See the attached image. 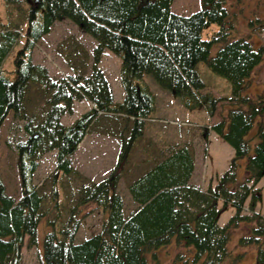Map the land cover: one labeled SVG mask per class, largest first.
I'll return each mask as SVG.
<instances>
[{
    "label": "trees",
    "instance_id": "obj_1",
    "mask_svg": "<svg viewBox=\"0 0 264 264\" xmlns=\"http://www.w3.org/2000/svg\"><path fill=\"white\" fill-rule=\"evenodd\" d=\"M171 2L37 0L27 13L23 44L13 57L11 76L2 64L21 32L0 29V125L11 111L24 119L27 135L16 144L18 199L5 192L0 178V264H20L24 237L29 244L36 243L42 195L31 185V175L39 156L53 150L55 170L63 175L76 172L71 155L101 116L127 123L116 134L114 165L104 178L81 189L78 203L94 202L105 217L98 232L79 242L74 241L79 224L74 216L76 206L59 231L49 222L42 242V264H156L157 249L171 240L192 248L193 261L199 264H239L238 256L228 248L230 230L239 222L257 219L254 213L242 211L245 202L250 211L254 209L260 194L252 184L264 179V96H249L242 90L261 62L264 47L234 36L226 0H199V9L188 15L172 12ZM63 18L91 36L95 44L87 73L80 59L79 64L68 62L71 72L54 79L45 66L32 62L31 50L51 25ZM211 23L218 28L203 37ZM214 45L218 46L210 55ZM105 50L120 59L119 81L124 92L120 102L113 100L111 85L98 66ZM201 61L230 86L227 98L232 102L226 116L208 127L232 147L228 166L214 183L201 190L189 182L193 159L188 147H177L128 183L136 206L125 214L117 183L132 144L143 133L144 120L155 104L144 76L150 75L159 87L178 97L184 108L203 107L213 116L220 97L200 92L205 83L196 64ZM31 85L45 92L46 107L38 121L25 110ZM81 99L94 106L68 125L63 124L62 115L71 114L75 101ZM240 160L244 169L241 179ZM227 204L234 211L220 225L218 218ZM253 232L247 238L256 246L250 264H264V222L258 221Z\"/></svg>",
    "mask_w": 264,
    "mask_h": 264
},
{
    "label": "rangeland",
    "instance_id": "obj_2",
    "mask_svg": "<svg viewBox=\"0 0 264 264\" xmlns=\"http://www.w3.org/2000/svg\"><path fill=\"white\" fill-rule=\"evenodd\" d=\"M34 5L32 0L30 2L27 0H0V29H19L21 32L2 64V67L8 70L9 76H11L9 70L12 68L15 52L23 44L22 32L26 25L27 13ZM199 7V0H172L170 10L180 15H188L198 10ZM226 7L230 11L234 36H243L253 46L264 47V0H226ZM217 28V24H209L203 31V37H206L207 33L211 34ZM94 44L95 40L91 36L69 19L63 18L55 21L49 31L34 43L31 50L32 62L45 66L49 76L57 79L71 72L67 65L68 62L73 61L79 64L81 59L82 69L87 73L91 64ZM217 46H212L210 55L214 54ZM98 66L111 85L114 99L122 100L124 92L119 81V57L105 50L100 57ZM196 69L205 83L200 92H210L213 96L220 97L215 112L210 118L203 107H197L193 110L184 108L182 110L183 116L162 112L163 109L168 108V105L178 108L181 105L180 101L171 92L159 87L150 75L144 76L148 87L156 97L155 104L158 107L150 114L152 117H161L153 121V126L158 123L155 130L167 139L164 140L161 137L163 141L160 144L154 143L150 155L157 156V154L163 153L162 156H165L171 150L181 146L177 140L188 139L191 143L190 149L195 150V169L199 164L200 167L204 166L207 175L214 176L227 168L230 157L233 155V149L216 132L211 131L208 139L206 134L209 125L226 116L227 106L232 102L227 98L230 95V86L224 77L212 72L203 61L196 64ZM258 93L264 96V52L261 62L246 79L242 90V94L249 96H255ZM44 99L45 92L39 87L31 85L28 90V99L25 100V110L34 116L33 121H38L45 110ZM91 106L93 104L85 99L75 101L73 112L69 115H62L61 122L68 125ZM108 117L106 119L101 116L98 124L94 126L95 128H91V131L87 132L81 142L78 143L72 156L73 159H71L76 166V172L63 175L55 170V151L53 150L43 152L37 159V167L31 175V185L42 195L40 207L42 216L37 224L36 243L29 244L27 236L24 237L20 248V264H42V242L45 232L50 229L49 222L52 221L53 228L56 227L55 229L59 231L66 222L72 207L76 206L74 216L79 221L74 236L75 242L99 231L105 217L103 210L94 202L78 203V197L84 186L104 178L116 161L118 140L112 139L110 135L100 134L96 132V129H106L109 134L111 132L117 134L127 122L123 119ZM175 117L179 118L177 121L185 122L176 123L173 121L174 119L170 122L171 118ZM163 118L167 121H163ZM23 123L24 119L14 116L10 111L0 125V178L4 184L5 192L14 199H18L21 192L16 144L18 141H24L27 137L23 130ZM254 128L255 123L252 129ZM146 132H152L150 125L146 126L145 134ZM150 146L151 144L149 145V141L144 138L142 133L132 144L127 160L122 165L116 191L123 199V212L125 214L135 208V203L131 202L130 193L127 189L128 183L157 160L144 161L140 159L141 148L148 149ZM156 148H161L160 153L156 151ZM199 170H195L198 181L200 180ZM242 170L243 160H240L239 179L244 175H241ZM252 185V189L259 191L260 195H258L254 209L250 211L247 202H245L244 207L246 209L243 208L242 213L248 215L254 213L257 219L253 222H239L230 230L228 240V248L231 254L238 256L237 262L239 264H250L254 261L256 246L254 243L248 242L247 238L254 235L253 229L256 228L258 221L264 222V179H260ZM219 205H221L220 202ZM233 211L232 205L227 204L219 215V224H224ZM241 239L245 242H242ZM156 257V264H199V261H193L192 248L177 244L174 240L158 248Z\"/></svg>",
    "mask_w": 264,
    "mask_h": 264
},
{
    "label": "crops",
    "instance_id": "obj_3",
    "mask_svg": "<svg viewBox=\"0 0 264 264\" xmlns=\"http://www.w3.org/2000/svg\"><path fill=\"white\" fill-rule=\"evenodd\" d=\"M145 80V79H144ZM145 82H146V84H147V81L145 80ZM150 88V87H149ZM152 92V91H151ZM112 94H113V92H112ZM154 95V94H153ZM154 98H155V101H156V97L154 96ZM113 100L115 101V102H120L121 100H115L114 99V96H113ZM181 104V103H180ZM74 105H75V103H74ZM92 107V106H91ZM90 107V108H91ZM164 107V106H163ZM168 108H166V109H163L162 110V112H165V113H167V112H169L168 114H176L177 116H183V109H184V107L182 106V105H179V107L177 108V106L176 107H170V105H168L167 106ZM74 109V108H73ZM158 109V107H157V104H154V110H157ZM186 109V108H185ZM153 110V111H154ZM187 110H191V109H187ZM193 110V109H192ZM152 111V112H153ZM211 116H209V118H210ZM103 118H109V117H103ZM161 117H152L151 116V114H150V116L148 117V118H145V120H144V128H143V135H144V138L146 139V140H148L149 141V145L151 144V146L148 148V149H143V148H141V157H140V159H142V160H144V161H146V160H156V161H154L152 164H150L146 169H144V171H146L148 168H150L155 162H157V161H159V160H161L162 158H164L165 156H162V154L163 153H160L159 152V150H161V148H156V151L158 152V153H160V154H157V156H153V155H150V153H151V151L153 150V147H152V145L155 143L156 145L157 144H160V142L161 141H163L162 139H161V137H163L164 138V140H167L163 135H161V134H159L156 130H155V126H158V123H156L157 125H155V126H153V124H154V122L153 121H155V119H160ZM163 119H165V118H163ZM171 119H179V118H171ZM160 124V123H159ZM148 125H150L151 127H152V132L151 133H148V132H146V134H145V128H146V126H148ZM156 131H154V130ZM97 131L96 132H98V133H100V134H106V135H110V137L112 138V139H115V140H118V138H117V135H116V133H114V132H111L110 134L108 133V132H106L107 130L106 129H101V128H99V129H96ZM89 131H91V129L89 128L87 131H86V133H85V135L87 134V132H89ZM94 131V130H93ZM212 130L209 128L208 129V131H207V139H208V137H209V135H210V132H211ZM84 135V136H85ZM165 136H167V135H165ZM81 142V141H80ZM135 142V141H134ZM166 142H168V141H166ZM177 142H180L181 144V146H187L188 147V149H189V151H190V153H191V155H192V159H193V169H192V172H191V174H190V178H189V182L190 183H192V184H194V185H197V186H199V188L201 189V190H203V189H205V187L207 186V184L208 183H214L215 182V180L214 179H216V177L219 175V174H217V175H214V176H212V175H207V173L204 171V166H202V167H200V165L198 164V167H197V169L199 170V168H200V170H199V175H200V180L198 181L197 180V174H196V171L195 170H197V169H195V150L194 149H190V141L188 140V139H182V140H177ZM78 146V145H77ZM166 146V145H165ZM180 146V147H181ZM77 148V147H76ZM143 149V150H142ZM75 151H76V149H75ZM75 151L72 153V155H71V159H73L72 158V156L74 155V153H75ZM150 151V152H149ZM162 152V151H161ZM72 165L74 166V168L76 169V166L73 164V162H72ZM144 171H142L141 173H143ZM140 173V174H141ZM244 174V169L242 170V174L241 175H243ZM195 175H196V177H195ZM210 179H211V181H210ZM130 199H131V196H130ZM131 202H133V200L131 199ZM133 203H135V202H133ZM135 206H136V203H135ZM219 219V218H218ZM219 223V222H218Z\"/></svg>",
    "mask_w": 264,
    "mask_h": 264
},
{
    "label": "flooded vegetation",
    "instance_id": "obj_4",
    "mask_svg": "<svg viewBox=\"0 0 264 264\" xmlns=\"http://www.w3.org/2000/svg\"><path fill=\"white\" fill-rule=\"evenodd\" d=\"M31 0H27V2H30ZM32 2H34V3H36L37 2V0L35 1V0H32Z\"/></svg>",
    "mask_w": 264,
    "mask_h": 264
},
{
    "label": "water",
    "instance_id": "obj_5",
    "mask_svg": "<svg viewBox=\"0 0 264 264\" xmlns=\"http://www.w3.org/2000/svg\"><path fill=\"white\" fill-rule=\"evenodd\" d=\"M36 1V0H35Z\"/></svg>",
    "mask_w": 264,
    "mask_h": 264
}]
</instances>
